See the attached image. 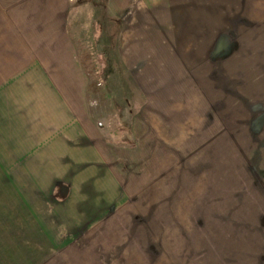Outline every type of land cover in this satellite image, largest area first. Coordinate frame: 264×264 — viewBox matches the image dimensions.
<instances>
[{"label":"crops","instance_id":"0c3cea01","mask_svg":"<svg viewBox=\"0 0 264 264\" xmlns=\"http://www.w3.org/2000/svg\"><path fill=\"white\" fill-rule=\"evenodd\" d=\"M89 25L114 27L144 111L145 161H107L94 206L52 162L102 154L73 32ZM147 204L159 246L135 250ZM0 264H264V0H0Z\"/></svg>","mask_w":264,"mask_h":264},{"label":"rangeland","instance_id":"374dc122","mask_svg":"<svg viewBox=\"0 0 264 264\" xmlns=\"http://www.w3.org/2000/svg\"><path fill=\"white\" fill-rule=\"evenodd\" d=\"M76 27L78 29L76 31L73 30V32L77 35L76 43L80 51L82 64L88 76V105L91 108L90 121L92 124L96 123L97 128L99 125L101 129L103 152L100 151L102 154L99 155V153L95 154L94 152L88 153L82 151L85 150L86 143H81L80 146L82 148L85 146L81 150L82 152L77 154L72 153L70 158L55 159L52 161L55 164L53 177L57 182L62 180L70 182L72 188H76L75 195H78L79 199H86L87 205L94 206L95 204H100V202L106 205L108 203L106 199L111 200L109 197L112 198L113 196V192L110 190L112 189V187H110L112 182L108 179V176H110L108 174L109 171L104 167L107 161V165H111V168L120 169L124 167L126 171H137L139 165L145 161L142 158L145 153L142 150L141 144L138 143L139 141L134 144L131 143V140L134 139V133L130 126L131 122L136 119L139 114L144 113V111L140 109L143 104V99L141 95L133 94L135 89L132 83H134L135 80L127 78L126 76L128 73L123 68H119V65L115 63V69H112V50L114 49H112L113 45L110 32L114 27L102 26L101 28V26H79L81 29L80 31L79 27ZM113 70L117 71L113 72ZM155 145L156 144H147V148H145L146 150L152 151ZM128 150L131 152H127ZM86 154H92L93 156L87 158ZM78 155H86V158L79 157ZM27 163H30V161ZM45 163V161L42 162L44 166ZM42 164L40 163L41 167H43ZM9 177L11 176H8V181ZM40 178L41 176H35V181H39V184L42 183ZM103 192L106 194L104 193V195H102ZM52 193L53 190H51V194ZM56 195L59 198H64L62 197L63 194L60 188L56 191ZM72 195H74L73 192ZM185 197L186 193L184 194V198ZM112 202L114 203L112 207H115L119 203H116L114 199H112ZM56 206L58 205L55 202V207ZM149 209V204H147V206L142 209L144 213L132 217L134 221H136V219H141L145 228L151 226V229H149L150 231L140 228V232L137 234L139 237L136 236V238L133 239V247L135 250H137V247L147 245L148 242H150L152 246H155V248L159 246V244L157 245L159 240L154 237L155 234H158L157 232L155 233L157 229L153 227V219H155V217L149 215L148 212H151ZM159 209L157 208V211ZM119 210H121V208ZM62 211L64 215L70 212H66L65 210ZM147 216H152V223L146 220ZM60 217L61 214L56 212V219ZM169 241L173 243V240L168 239V242ZM118 251L122 252L123 248L119 247ZM124 255L125 254H120V259ZM134 256L141 257L139 254H135ZM131 257L133 259L132 255ZM131 261L132 260H130V262Z\"/></svg>","mask_w":264,"mask_h":264}]
</instances>
